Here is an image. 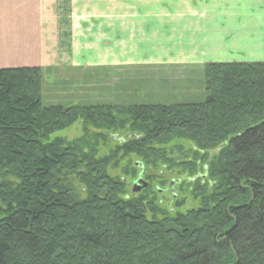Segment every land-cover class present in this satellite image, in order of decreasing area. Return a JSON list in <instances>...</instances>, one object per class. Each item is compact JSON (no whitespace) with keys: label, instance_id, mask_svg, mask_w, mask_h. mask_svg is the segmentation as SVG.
Returning <instances> with one entry per match:
<instances>
[{"label":"trees","instance_id":"trees-1","mask_svg":"<svg viewBox=\"0 0 264 264\" xmlns=\"http://www.w3.org/2000/svg\"><path fill=\"white\" fill-rule=\"evenodd\" d=\"M42 74L0 69V264H264V61L206 62L203 101L169 105H45ZM78 119L80 136L50 139ZM175 141L192 150L184 211L124 179L133 156L171 166Z\"/></svg>","mask_w":264,"mask_h":264},{"label":"crops","instance_id":"crops-1","mask_svg":"<svg viewBox=\"0 0 264 264\" xmlns=\"http://www.w3.org/2000/svg\"><path fill=\"white\" fill-rule=\"evenodd\" d=\"M234 61H264V0H0V69L188 79L206 62Z\"/></svg>","mask_w":264,"mask_h":264},{"label":"rangeland","instance_id":"rangeland-1","mask_svg":"<svg viewBox=\"0 0 264 264\" xmlns=\"http://www.w3.org/2000/svg\"><path fill=\"white\" fill-rule=\"evenodd\" d=\"M61 46H65V42ZM76 70L59 66L57 69L43 72L42 103L45 105H169L201 102L206 95L201 71H192L188 79H185L187 73L177 71L113 73L101 69ZM81 131V120L78 119L71 126L52 133L50 139L61 137L72 140L80 136ZM106 134L109 139L106 145H100V154L106 153L109 148L126 137V133L121 131L106 132ZM160 148L172 165L158 162L156 167L143 169L142 172L141 160L135 156L129 158L136 163V170L133 176H124L127 192L133 195L141 193L146 201H152L157 207L170 211H184L189 207H195L197 202L193 200L190 192L192 189L190 185L194 179L192 180L184 167L178 166L179 163L192 159L189 143L175 141ZM214 153L215 150L208 151V156ZM127 163L126 158L121 159L118 162L119 169H114L112 172L122 176L121 170L127 166ZM147 174L154 175V178H148ZM138 175H141L146 186L141 182H135ZM75 186L81 193L77 181ZM135 186L137 190H134Z\"/></svg>","mask_w":264,"mask_h":264},{"label":"water","instance_id":"water-1","mask_svg":"<svg viewBox=\"0 0 264 264\" xmlns=\"http://www.w3.org/2000/svg\"><path fill=\"white\" fill-rule=\"evenodd\" d=\"M135 182H141L143 184V186H146V182L143 181L141 175H138V178L136 179ZM138 188H136V186L134 187V190H137Z\"/></svg>","mask_w":264,"mask_h":264}]
</instances>
